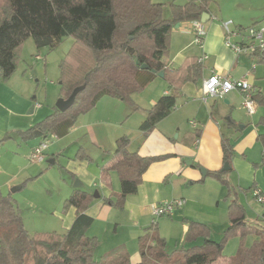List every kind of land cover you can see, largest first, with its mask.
<instances>
[{
    "label": "trees",
    "instance_id": "obj_1",
    "mask_svg": "<svg viewBox=\"0 0 264 264\" xmlns=\"http://www.w3.org/2000/svg\"><path fill=\"white\" fill-rule=\"evenodd\" d=\"M208 2L189 0L183 6L173 5V19H165L163 5L152 0H0V82L16 71L18 52L26 40L32 38L39 50L54 49L71 36L76 41L68 58L77 57L74 71L77 78L70 85L65 76L68 87H63L64 99L77 87H85L68 111L62 113L56 108L54 114L31 129L19 132L20 138L24 141L64 138L78 118L95 109L103 97L126 102L135 112L138 106L134 95L143 92L163 73L174 92L162 96L148 110L140 129L149 135L176 108L183 86L202 76L198 59L187 61L179 68L167 67L165 60L169 57L173 27L181 22L201 20L210 11ZM80 50L90 54L91 61L86 66L83 62L79 64ZM253 57L264 64V53ZM253 100L264 104L261 94H254ZM10 138L7 135L1 140L0 147ZM260 138L264 141V135ZM130 145L128 137L117 140L113 164L107 169L117 173L120 191L104 201L120 209L125 207L128 196L138 192L150 166L168 157L142 156L138 150H131ZM222 149L224 165L230 167L231 142L222 140ZM85 157L80 149L76 159ZM207 176L230 188L222 170L210 171ZM93 200V193L84 188L74 189L65 201V208L76 210L72 226L63 234L31 236L13 197L0 191V264H134L123 245L110 249L101 260L95 259L99 241L88 234L94 219L87 214ZM230 208L240 217L232 220L220 244L210 239L208 225L185 219L188 231L184 242L192 246L186 248L183 244L170 251L166 239L160 235L158 222H153L138 239L140 262L136 264H264V227L248 222L244 207L237 201H232ZM235 236L239 238L237 254L225 256L223 243ZM251 237L254 241L248 245ZM198 240L204 243L193 245Z\"/></svg>",
    "mask_w": 264,
    "mask_h": 264
},
{
    "label": "crops",
    "instance_id": "obj_2",
    "mask_svg": "<svg viewBox=\"0 0 264 264\" xmlns=\"http://www.w3.org/2000/svg\"><path fill=\"white\" fill-rule=\"evenodd\" d=\"M206 14L208 16L203 14L199 20L207 30L201 45H194V33L189 29V24L186 27L182 23L177 24V30H173L170 35L169 50L172 55L165 60L167 67L179 68L187 61L199 59L205 54L208 59L201 64L202 76L183 86L176 108L149 135H144L140 129L148 110L162 96L174 92L165 78L159 76L143 92L134 95V102L139 106L137 111L133 112L128 103L119 99L103 97L95 109L78 118L75 127L68 134L70 137L83 134L86 141L83 147L94 157L92 163L74 160L69 171L72 177L81 180L82 188L91 193L96 191L99 195L94 198L87 211L94 220H107L113 210L104 200L120 191L119 178L113 179L111 172L114 171H107L113 164L119 138L128 137L131 141L130 149L138 150L142 156H168L152 164L145 173L138 192L127 197L125 210L129 209L133 214V231L130 234L132 240L117 237L110 244L111 248L123 245L129 249L134 264L140 262L139 244L136 246L135 240L138 242L139 237L150 226L143 223L144 217L152 214L153 206L176 199H184L186 204L175 209L176 212L169 216L172 218L182 216L183 220L202 222L191 213L196 214L197 210L202 211L207 207L216 209V206L217 210H221L215 216L219 221L218 228L223 233L232 220L240 217L238 212L230 208V203L237 201L244 207L248 222L264 227V204L259 208L251 200L255 190L264 195V141L260 138L264 135V112L260 113L261 117L255 121V125L245 123V119L237 120L239 116L235 117L234 113L241 102V93L238 91H232L223 98H208L206 102L203 100L204 82L213 72L233 80L245 77L255 88L256 95L264 96V72L261 71L264 64H259L255 57L238 55L227 47L223 23L213 18L210 11ZM203 18L205 22L202 21ZM258 22L254 20L253 23ZM235 39V43L240 42L239 38ZM10 79L0 82V141L9 135V140L28 143L32 140H22L19 132L29 130L41 122L45 113L39 104H33L21 88L13 86ZM140 110L142 112L139 113ZM191 122H195L196 127ZM224 139L229 140L233 148L230 170L227 172H223ZM40 143L26 148L24 162L30 161L31 152ZM54 146H49L46 151L48 162L62 152V149H55L57 153H52L51 159L49 153ZM24 162L15 165L18 167L16 170L15 166L9 170L7 163L0 161V191L3 187L12 188L17 184L23 187V182L32 178L34 169L28 162ZM200 169L207 173L222 170L231 189L216 179L207 175L204 177ZM114 180L117 181L116 184ZM201 180L204 181L199 182ZM61 217L63 225L69 229L75 220L76 210L69 208ZM187 231L186 225L184 237ZM234 238L239 243V238ZM201 241L198 240L199 243L196 244H201Z\"/></svg>",
    "mask_w": 264,
    "mask_h": 264
},
{
    "label": "rangeland",
    "instance_id": "obj_3",
    "mask_svg": "<svg viewBox=\"0 0 264 264\" xmlns=\"http://www.w3.org/2000/svg\"><path fill=\"white\" fill-rule=\"evenodd\" d=\"M152 1L156 4L163 5L162 11L165 19H173V5L183 6L189 2V0ZM208 3L213 18H217L223 24L229 23L232 31H237L238 27H240L238 25L245 28L253 26L254 20L259 21L258 24H255L256 26H264V0H209ZM181 23L183 27L190 24V22L186 21ZM176 26L177 24L173 27L174 31L177 30ZM192 36L194 45H199L196 42L195 33L192 34ZM235 40L234 38L233 41L235 42ZM75 41V38L70 36L64 38L54 49L41 48L39 50L34 40L30 38L24 42L22 48L18 52L17 69L10 77L11 84L21 88L23 93L32 100L33 104H39L42 107L45 114L40 121L54 114L56 112L57 102L65 98L66 92L65 89L63 90V87H68L64 83L65 76L68 81L71 82L70 85H72L77 78L76 72H74L76 67L75 60L77 62V57L74 56L73 59L71 57L68 58L75 45ZM77 55H79V64L83 62L86 66L88 62L91 61L90 54L87 51L80 50ZM80 55L83 57H80ZM171 55L172 53L169 50V57ZM36 56H40L41 59H37ZM261 71L264 72V65ZM243 102L244 96L241 94V102L234 116H239L237 120L245 119V123L247 124H257L255 121L261 117L260 113L262 111L264 112V104L255 102L257 106L256 114L250 115L248 110L244 108ZM140 112L142 111L140 110L139 113ZM71 136L72 137L68 135L64 138L49 137L48 140H46L48 142V147L55 145L52 152L49 153L51 159L52 153H57L55 149H62L61 154L57 153L55 155L53 160H56V162L54 164H50L48 159H45L43 163H31L30 161H27V163L26 160L24 162L23 159L26 157L24 156L26 148L31 144L40 143L42 141L40 138H34V140L28 143H21L19 140L15 141L12 139L8 140V142L0 147V161H5L9 170L15 165H20L22 162L31 165L34 169V175L32 178L26 180V182H23L24 184L21 190L14 193L12 192L13 188L20 184L12 188H1V192L4 195L10 194L13 197V201L20 210L25 228L31 236L37 234H63L68 230L65 228V225H63L61 215H64L65 212L69 210V208H65V201L70 197L71 192H73L75 182L77 180L81 181L78 178L72 177L69 173L71 170L70 166L73 165L71 162L77 160L91 161L92 163L94 161V157L90 156L83 147V145H86L85 136L83 134L78 137L74 135ZM78 143L81 145H78ZM80 149L86 154V157L82 160L76 159ZM95 151H97V149ZM17 168L18 167L15 166V170ZM111 174L113 179H118L117 173L111 172ZM114 181L116 184L117 181ZM196 190H198V188H196ZM95 192L96 191H93L92 193L95 194ZM253 199L254 197H251V200L254 202L253 204L262 208L263 205L256 201V199H254L256 202ZM125 207L120 209L112 206L113 213L107 216L108 218L106 221L100 218L94 220V224L90 228L88 234L96 237L99 241V246L95 251V259L97 261L101 260L104 254L112 249V245L110 244L113 243L115 238L123 237L132 240L130 234L133 231V214L129 209L125 210ZM215 208L216 209H210L207 207L202 211L197 210L196 214L192 212L191 215L207 223L211 229L210 239L216 244H220L225 231L222 233L220 228H218L219 221L215 215L220 214L221 210H217L216 206ZM175 212L176 211L173 213ZM58 213L61 215H58ZM144 219L145 221L143 223L146 225H151L153 222L159 223L160 235L166 239L170 251L181 248L183 244L186 248L192 246L184 242V226H186V224L182 216L175 218L169 216L156 217L153 213H150V215L144 217ZM116 228L117 230H115ZM253 241L254 238H249L248 245H251ZM203 243L204 240L201 241V244ZM135 244L138 246L137 240H135ZM223 244V254L225 256H234L237 254L239 248L237 238L231 237ZM129 245L132 247L131 244ZM193 245H196V243Z\"/></svg>",
    "mask_w": 264,
    "mask_h": 264
},
{
    "label": "built area",
    "instance_id": "obj_4",
    "mask_svg": "<svg viewBox=\"0 0 264 264\" xmlns=\"http://www.w3.org/2000/svg\"><path fill=\"white\" fill-rule=\"evenodd\" d=\"M189 29L195 33L196 42L201 45L204 37L207 34V30L202 22L193 21L189 24ZM226 33V46L233 49L238 55L254 56L255 54L264 53V26H250L244 30L238 29L232 31L229 23L223 24ZM239 38L240 42H233V38ZM37 59H41L37 56ZM208 59L205 54L198 59V63ZM255 67V66H254ZM232 91H238L244 96V108L248 110L250 115L256 112V103L253 100L254 94H256L255 88L247 78H241L239 80H233L229 77L220 75L217 72H213L211 76L204 82L203 87V100L206 102L208 98H223L225 95ZM193 127H196L195 122H191ZM48 149V142L43 141L31 152L29 159L31 163H43L46 159V151ZM254 197L256 200L264 204V195L259 191H254ZM186 204L184 199H176L163 205H155L152 208V213L156 217L172 216L173 212L177 208H181Z\"/></svg>",
    "mask_w": 264,
    "mask_h": 264
},
{
    "label": "water",
    "instance_id": "obj_5",
    "mask_svg": "<svg viewBox=\"0 0 264 264\" xmlns=\"http://www.w3.org/2000/svg\"><path fill=\"white\" fill-rule=\"evenodd\" d=\"M205 16H208V14H204ZM203 22H205V19L203 18L202 20ZM144 69H148V66H143ZM159 77L161 78H164V74L163 73H159L158 74ZM85 89L84 86L82 87H77L76 89L73 90L72 94L67 98V99H60L57 104H56V108L64 113L66 111H68L71 107L74 106L75 102H76V98L78 96V94L83 91ZM50 164H54L55 161L54 160H51L49 161ZM230 170V167H228V165L226 164L224 169H223V172H227ZM200 171L202 172L203 176L205 177L207 175V172L204 170V169H200ZM82 186V182L81 181H76L75 184H74V189H78V188H81ZM22 189V185H19V186H16L15 188H13L12 192H16V191H19ZM99 195L97 194V192H95L94 194V198H98Z\"/></svg>",
    "mask_w": 264,
    "mask_h": 264
}]
</instances>
